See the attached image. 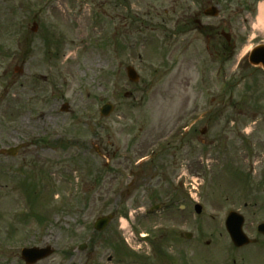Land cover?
I'll return each mask as SVG.
<instances>
[{"label":"rangeland","instance_id":"rangeland-1","mask_svg":"<svg viewBox=\"0 0 264 264\" xmlns=\"http://www.w3.org/2000/svg\"><path fill=\"white\" fill-rule=\"evenodd\" d=\"M260 4L223 1L216 20L230 21L235 46L219 58L194 33L190 49L170 52L152 30L169 1L0 0V149L32 143L0 155V264H26L23 247L47 244L55 253L35 264H163L167 248L214 256L218 207L247 201L264 218V70L247 57L264 43L253 28ZM108 101L115 109L102 117ZM192 113L204 118L186 133ZM182 173L199 185L200 215L174 199Z\"/></svg>","mask_w":264,"mask_h":264},{"label":"flooded vegetation","instance_id":"flooded-vegetation-1","mask_svg":"<svg viewBox=\"0 0 264 264\" xmlns=\"http://www.w3.org/2000/svg\"><path fill=\"white\" fill-rule=\"evenodd\" d=\"M160 2L169 1V5L165 8L159 7L157 24L153 27V31L157 32L164 42L168 43L171 53L178 51H186L191 48V34L194 37L202 36L204 39V48L208 53L219 55L223 58L224 49H231L233 35H225V28L231 27L229 20L221 19L217 21L218 16H212L211 13H219L223 6L224 0H156ZM249 2V0H245ZM119 34L123 37L126 30L122 29ZM229 38V39H228ZM226 40V44L224 43ZM226 45V46H225ZM200 48V47H199ZM202 48V47H201ZM219 74V73H217ZM132 95V93L130 94ZM189 99V98H188ZM196 131L199 129H195ZM201 134L206 133V129H200ZM201 145L210 144L205 140L200 142ZM258 157V155H257ZM194 164H188V170L196 171ZM185 173L179 174L180 180L178 186L174 185V199L184 205V211L194 207L196 203L202 204L198 194H193L192 189L188 188ZM191 184V183H190ZM242 198V196H239ZM173 198V197H171ZM172 200V199H171ZM175 200V201H176ZM161 206V205H160ZM169 208L172 206H168ZM249 203L242 202V206L232 203L228 206L221 205L218 207L219 218L217 226L226 232V238L220 241L216 247L218 252L216 255L203 253L200 248H194L192 258L187 255L175 254L168 255V264H264V234L259 232V225L264 223V218L254 220L252 213L248 212ZM236 211L244 218V229L250 237V243L241 247L236 246L231 241L226 231L227 219L231 212ZM251 228H250V226ZM250 229V230H249ZM223 234V232L221 233ZM208 244V243H207ZM198 247V246H196ZM202 248V247H201ZM203 253V254H202ZM177 257V258H176ZM198 257V258H197Z\"/></svg>","mask_w":264,"mask_h":264},{"label":"water","instance_id":"water-1","mask_svg":"<svg viewBox=\"0 0 264 264\" xmlns=\"http://www.w3.org/2000/svg\"><path fill=\"white\" fill-rule=\"evenodd\" d=\"M36 27H37V25H36ZM36 27H35V29H36ZM250 62L252 64H255V65H260L264 68V45L257 46L253 50V52L250 55ZM128 72H129V76L132 80H134V81L139 80L138 74L135 72V70L132 67L128 68ZM64 108H65V110H67L68 105L66 104ZM112 110H113V106L111 104H106L102 107L101 112H102V115H109ZM23 146L24 145H20L18 147H12V148L6 150L5 152L10 154V155H16L19 148H21ZM198 211H200L199 208H198ZM110 218L111 217L107 216V217H103V218H100L99 220H97L96 225H95L96 229L103 230L107 226ZM228 230L231 234L233 241L237 245H243L246 242H248V238L243 233V230H242V220H239L236 223L229 224ZM261 230L264 232V225L261 226ZM188 236L190 237L191 235L188 234ZM53 253H54V249L51 246L25 248L22 251L23 257L28 264L36 263L37 261H39L41 259L49 257Z\"/></svg>","mask_w":264,"mask_h":264},{"label":"bare ground","instance_id":"bare-ground-1","mask_svg":"<svg viewBox=\"0 0 264 264\" xmlns=\"http://www.w3.org/2000/svg\"><path fill=\"white\" fill-rule=\"evenodd\" d=\"M264 28V4H260L258 16L256 22L254 23V29L263 30Z\"/></svg>","mask_w":264,"mask_h":264}]
</instances>
